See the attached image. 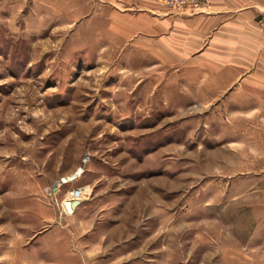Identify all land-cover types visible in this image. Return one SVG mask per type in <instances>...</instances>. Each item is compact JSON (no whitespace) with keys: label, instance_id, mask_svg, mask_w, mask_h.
<instances>
[{"label":"rangeland","instance_id":"374dc122","mask_svg":"<svg viewBox=\"0 0 264 264\" xmlns=\"http://www.w3.org/2000/svg\"><path fill=\"white\" fill-rule=\"evenodd\" d=\"M146 5L0 0V264H264V112L146 57Z\"/></svg>","mask_w":264,"mask_h":264},{"label":"crops","instance_id":"0c3cea01","mask_svg":"<svg viewBox=\"0 0 264 264\" xmlns=\"http://www.w3.org/2000/svg\"><path fill=\"white\" fill-rule=\"evenodd\" d=\"M142 14L138 43L146 57L169 62L178 77L200 80L197 93L232 94L235 111L264 112V0H205L192 11L146 5ZM126 253L93 257L82 241L62 260L116 264L128 260Z\"/></svg>","mask_w":264,"mask_h":264},{"label":"built area","instance_id":"2783aa9c","mask_svg":"<svg viewBox=\"0 0 264 264\" xmlns=\"http://www.w3.org/2000/svg\"><path fill=\"white\" fill-rule=\"evenodd\" d=\"M160 1L164 5H166L167 7L171 8V9H188V10H196L199 7H201L202 5H204V2H205V0H160ZM61 179L62 178H60L57 182L48 184V187H47V188H49L48 190L50 192L56 191V189L62 183H64V182H62ZM80 189L81 188L72 189V192L75 195V196H73L72 199H75V197L77 198L81 194Z\"/></svg>","mask_w":264,"mask_h":264},{"label":"bare ground","instance_id":"6f19581e","mask_svg":"<svg viewBox=\"0 0 264 264\" xmlns=\"http://www.w3.org/2000/svg\"><path fill=\"white\" fill-rule=\"evenodd\" d=\"M76 177L75 176H72V179L71 180H73V179H75ZM62 182H65V181H62ZM80 191H81V193L84 191L83 189H80ZM72 192V191H71ZM69 193V197H70V200H79L80 199V197H81V194L76 198L75 197V199H72L73 198V196H75L74 194H73V192L72 193ZM70 200H69V202H70ZM69 202H67V203H65V208H64V211L66 212V211H69L68 209H72V208H74L73 206H71L70 205V203ZM69 204V205H68ZM67 205V206H66ZM66 207H67V209H66Z\"/></svg>","mask_w":264,"mask_h":264},{"label":"water","instance_id":"95a60500","mask_svg":"<svg viewBox=\"0 0 264 264\" xmlns=\"http://www.w3.org/2000/svg\"><path fill=\"white\" fill-rule=\"evenodd\" d=\"M69 203H70L71 206L74 207V206H76L79 203V201L75 199V200H70Z\"/></svg>","mask_w":264,"mask_h":264}]
</instances>
